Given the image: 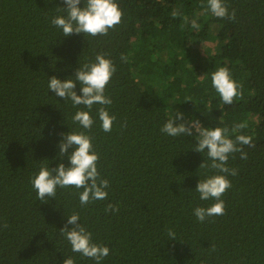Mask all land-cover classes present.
Masks as SVG:
<instances>
[{"label":"trees","instance_id":"16d2710c","mask_svg":"<svg viewBox=\"0 0 264 264\" xmlns=\"http://www.w3.org/2000/svg\"><path fill=\"white\" fill-rule=\"evenodd\" d=\"M0 264H264V0H0Z\"/></svg>","mask_w":264,"mask_h":264}]
</instances>
